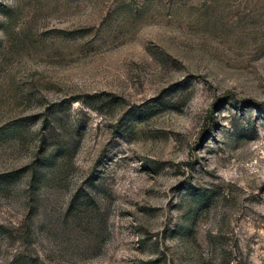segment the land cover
<instances>
[{
  "label": "rangeland",
  "instance_id": "374dc122",
  "mask_svg": "<svg viewBox=\"0 0 264 264\" xmlns=\"http://www.w3.org/2000/svg\"><path fill=\"white\" fill-rule=\"evenodd\" d=\"M0 264H264V0H0Z\"/></svg>",
  "mask_w": 264,
  "mask_h": 264
},
{
  "label": "trees",
  "instance_id": "16d2710c",
  "mask_svg": "<svg viewBox=\"0 0 264 264\" xmlns=\"http://www.w3.org/2000/svg\"><path fill=\"white\" fill-rule=\"evenodd\" d=\"M261 106V105H260Z\"/></svg>",
  "mask_w": 264,
  "mask_h": 264
}]
</instances>
